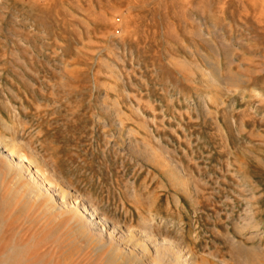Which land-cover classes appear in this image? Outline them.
<instances>
[{
  "label": "rangeland",
  "instance_id": "374dc122",
  "mask_svg": "<svg viewBox=\"0 0 264 264\" xmlns=\"http://www.w3.org/2000/svg\"><path fill=\"white\" fill-rule=\"evenodd\" d=\"M0 143L197 264H264V0H0ZM53 207L0 156V264H108Z\"/></svg>",
  "mask_w": 264,
  "mask_h": 264
},
{
  "label": "bare ground",
  "instance_id": "6f19581e",
  "mask_svg": "<svg viewBox=\"0 0 264 264\" xmlns=\"http://www.w3.org/2000/svg\"><path fill=\"white\" fill-rule=\"evenodd\" d=\"M0 156L11 170H18L21 179L48 197L56 212L70 215L75 234L83 240L85 248L97 254L104 251L108 264H197L195 254L159 231L154 216L141 215L136 228H123L66 187H55L25 155L0 143Z\"/></svg>",
  "mask_w": 264,
  "mask_h": 264
}]
</instances>
